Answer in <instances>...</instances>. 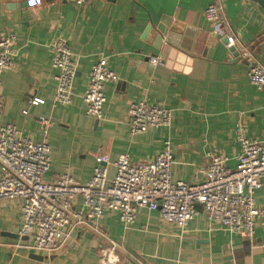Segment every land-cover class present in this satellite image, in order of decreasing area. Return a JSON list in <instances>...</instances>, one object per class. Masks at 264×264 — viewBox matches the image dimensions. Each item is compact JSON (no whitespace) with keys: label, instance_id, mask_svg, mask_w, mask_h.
Listing matches in <instances>:
<instances>
[{"label":"crops","instance_id":"0c3cea01","mask_svg":"<svg viewBox=\"0 0 264 264\" xmlns=\"http://www.w3.org/2000/svg\"><path fill=\"white\" fill-rule=\"evenodd\" d=\"M24 1L0 0V32L16 37L12 66L0 79V124L13 123L24 136L49 144L46 181L68 173L86 182L98 154L109 158L110 179L120 155L147 161L169 139L172 180L196 183L208 154L224 155L227 166L235 167L238 123L245 136L264 142V89L251 83L248 62L205 19L212 0H34L23 6ZM220 1L228 28L264 64V10L255 0ZM159 25L164 33H145ZM59 37L70 46L76 69L65 105L54 101L57 69L49 46ZM154 55L163 63L151 66ZM100 57L117 79L106 83L103 116L97 119L86 113L83 93ZM36 98L42 102L31 104ZM133 101L169 108L171 124L130 135L127 109ZM255 196L261 204L263 191ZM20 203L0 198V264H100L99 245L107 237L118 244L117 264H264V217L248 239L210 222L201 208L185 228L164 221L159 210L138 208L129 225L107 211L99 220L104 236L77 227L47 253L18 235Z\"/></svg>","mask_w":264,"mask_h":264},{"label":"built area","instance_id":"2783aa9c","mask_svg":"<svg viewBox=\"0 0 264 264\" xmlns=\"http://www.w3.org/2000/svg\"><path fill=\"white\" fill-rule=\"evenodd\" d=\"M204 17L215 26V33L224 35L225 46H233L238 58L248 62L251 83L264 89V64L228 28L221 1L212 0L204 10ZM15 40L12 31L0 32V79L12 66ZM49 46L52 64L57 69L54 101L65 105L71 101L76 74L72 52L61 37L53 39ZM149 63L154 67L163 60L154 55L149 57ZM116 79L106 57H100L91 66L83 93L86 113L102 118L105 85ZM39 102L42 100L37 98L30 101L31 104ZM127 118L129 134L135 135L150 128L168 127L172 112L160 104L133 101L127 109ZM236 134L240 151L235 167L227 166L228 158L224 155L208 154L207 165L199 171L201 180L196 183L172 180L173 154L169 139L147 161L134 162L127 154L120 155L113 162L115 172L110 179L109 158L98 154L92 176L81 183L68 173L46 181L44 174L51 164L49 144L24 136L13 123L0 124V198L21 200L22 223L17 233L29 238L30 247L47 253L60 248L67 233L77 227L88 226L104 236L99 220L107 211L118 212L122 222L129 225L141 207L159 210L164 221L180 228H185L201 208L210 222L251 239L256 221L264 217V199L258 204L255 196L258 190L264 196V142L245 136L240 123ZM117 245L108 237L106 245H99L100 264L118 263Z\"/></svg>","mask_w":264,"mask_h":264},{"label":"water","instance_id":"95a60500","mask_svg":"<svg viewBox=\"0 0 264 264\" xmlns=\"http://www.w3.org/2000/svg\"><path fill=\"white\" fill-rule=\"evenodd\" d=\"M29 1H34V0H25L24 2H22L21 5L27 6L29 4ZM255 1L264 10V0H255ZM172 27L174 28L175 27V24ZM149 29H150V26L147 27L145 33L149 32V34H150L151 37H152V35H155L157 32H160V33H164L165 32V28L162 25L157 26L156 27L157 30L156 31H153V32L152 31H149ZM222 42L223 43H226V39L223 38L222 39ZM229 50L233 51L234 55H237V51L234 49L233 46L229 47ZM14 237H18L17 234H14Z\"/></svg>","mask_w":264,"mask_h":264}]
</instances>
